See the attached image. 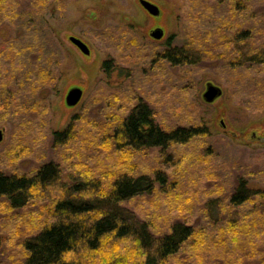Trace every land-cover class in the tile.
I'll return each mask as SVG.
<instances>
[{
    "label": "rangeland",
    "instance_id": "obj_1",
    "mask_svg": "<svg viewBox=\"0 0 264 264\" xmlns=\"http://www.w3.org/2000/svg\"><path fill=\"white\" fill-rule=\"evenodd\" d=\"M148 1L159 7V15H150L139 0H38V8L42 9L39 18L37 14L34 17L40 22V34L30 40L34 43L37 38L36 43H41L39 51L52 50L56 54L61 72L56 81L42 90L24 85L10 86L3 92L0 87V169L30 174L40 163L61 161L63 155L70 158V151L84 157L85 151L76 140L127 114L139 99L151 105L156 122L166 129L183 122H204L210 137L169 149L177 162L169 169V178L176 179V196H186L190 205L184 211L182 206L167 209L161 193L156 199L139 196L126 202L140 214L149 213L162 232L178 214L205 222L200 204L217 193H228L239 171L253 186H264V66L231 67L213 58L198 65L177 67L159 58L172 35L174 43L182 41L185 33H198L210 41L222 29L231 34L243 27L252 30L253 37L262 42L264 0H251L238 9L219 0ZM157 27L163 29L161 39L149 35ZM3 33L0 26V34ZM70 36L86 43L90 54L84 55ZM223 49L219 46L216 55H221ZM18 54L17 57L22 56ZM105 60H112L114 66L109 74L102 67ZM208 83L222 92L212 102L202 96ZM75 86L83 90L82 97L76 105L68 106L65 96ZM34 97L40 99L38 104ZM73 118L78 133L70 141L72 149L68 145H51L52 133L66 129ZM203 143L210 149L206 145L203 148ZM161 159L151 153L141 155L136 163L145 172ZM27 226L23 221L6 223V231L14 230L9 243L15 241L16 234L26 233ZM183 256L188 257L190 264H199L201 257L188 249Z\"/></svg>",
    "mask_w": 264,
    "mask_h": 264
},
{
    "label": "trees",
    "instance_id": "obj_2",
    "mask_svg": "<svg viewBox=\"0 0 264 264\" xmlns=\"http://www.w3.org/2000/svg\"><path fill=\"white\" fill-rule=\"evenodd\" d=\"M219 1L238 9L251 0ZM41 9L38 0H0L3 92L10 86L24 85L42 90L60 75L56 54L39 51L37 38L34 43L30 40L40 34L36 18ZM237 28L231 34L222 29L210 41L198 33H185L182 41L174 43L172 35L159 58L177 67L213 58L231 67L264 66V40L254 38L250 29ZM219 46L224 49L218 56ZM17 52L22 56L17 57ZM102 67L109 74L114 68L112 60L103 61ZM38 98L34 97L37 104ZM74 121L63 131L52 133L51 145L72 149L70 141L78 133ZM206 127L204 122H183L166 129L156 122L151 105L139 99L127 114L76 140L85 151L84 157L70 151V158L63 155L61 161L40 163L30 174L0 169V264H172L173 259L190 264L183 256L187 249L201 255L199 264H216L219 260L221 264H264V186H253L241 171L234 175L228 193L220 192L202 201L205 222L178 214L161 232L149 213L140 214L126 204L139 196L149 199L161 193L167 209L182 206L184 211L190 202L186 196H176L179 190L176 179L169 178V169L177 162L169 149L194 139H207L210 133ZM151 153L162 159L144 172L136 160ZM100 209L106 215L97 218ZM20 221L29 230L16 234L10 244L14 230L6 231L4 226Z\"/></svg>",
    "mask_w": 264,
    "mask_h": 264
},
{
    "label": "water",
    "instance_id": "obj_3",
    "mask_svg": "<svg viewBox=\"0 0 264 264\" xmlns=\"http://www.w3.org/2000/svg\"><path fill=\"white\" fill-rule=\"evenodd\" d=\"M139 3L150 15L157 16L160 14V9L156 4L148 0H139ZM163 34V29L159 27L152 29L149 33V35L154 39H161ZM69 39L84 55L90 54L89 47L81 39L75 36H70ZM221 93L222 92L219 87L213 85L212 83H208L202 96L206 102H212L215 98L220 96ZM82 94L83 90L80 87L75 86L70 88L65 96V103L68 106L76 105L80 101ZM222 126H225L223 121ZM232 135L235 136V133H232ZM2 137V130H0V141L2 140Z\"/></svg>",
    "mask_w": 264,
    "mask_h": 264
},
{
    "label": "snow or ice",
    "instance_id": "obj_4",
    "mask_svg": "<svg viewBox=\"0 0 264 264\" xmlns=\"http://www.w3.org/2000/svg\"><path fill=\"white\" fill-rule=\"evenodd\" d=\"M101 198L104 199L103 197ZM104 215H106V213L103 209H100L97 218H100L101 216L103 217ZM108 239H112V236H109Z\"/></svg>",
    "mask_w": 264,
    "mask_h": 264
}]
</instances>
